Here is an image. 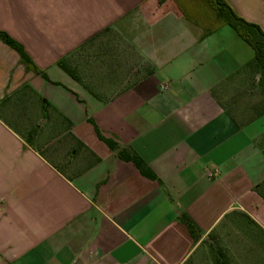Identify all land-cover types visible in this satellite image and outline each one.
Returning <instances> with one entry per match:
<instances>
[{
	"label": "crops",
	"instance_id": "1",
	"mask_svg": "<svg viewBox=\"0 0 264 264\" xmlns=\"http://www.w3.org/2000/svg\"><path fill=\"white\" fill-rule=\"evenodd\" d=\"M227 2L264 30V0ZM0 29L46 75L0 39V264H184L213 234L264 264V110L233 28L202 38L173 0H0Z\"/></svg>",
	"mask_w": 264,
	"mask_h": 264
},
{
	"label": "trees",
	"instance_id": "2",
	"mask_svg": "<svg viewBox=\"0 0 264 264\" xmlns=\"http://www.w3.org/2000/svg\"><path fill=\"white\" fill-rule=\"evenodd\" d=\"M165 1L166 0H158V3L162 4ZM173 1L186 19L203 29L202 38L210 35L224 25H228L233 28L238 36L253 49L254 56L247 66L249 69H251L253 65L257 68L258 74L261 76L260 83L264 88V30L259 24L248 21L240 16L229 5L227 0ZM0 39L19 52L21 60L26 65L28 70H32L38 74L41 73L44 77H46L44 71L33 62L31 56L27 53L24 46L19 41L1 29ZM57 64L71 76L76 77L73 70L64 60H58ZM95 130L98 137L103 140L111 150L117 151V155L120 158L124 160H131L143 175L151 179H157L153 171L132 149L127 147L120 148L114 140L103 136L97 128ZM260 185L261 187H264V182ZM180 218L187 225L189 232L196 238L197 227L192 219L186 213H182Z\"/></svg>",
	"mask_w": 264,
	"mask_h": 264
},
{
	"label": "rangeland",
	"instance_id": "3",
	"mask_svg": "<svg viewBox=\"0 0 264 264\" xmlns=\"http://www.w3.org/2000/svg\"><path fill=\"white\" fill-rule=\"evenodd\" d=\"M249 73L251 79H253V81L250 84L249 97L252 99V96L254 97L253 94H256V96L259 97L261 102V105L257 109L264 110V88L260 83L261 76L258 74V70L254 65L250 69ZM254 83H257L258 85ZM231 256L233 255L227 254L226 249L222 244L221 237L219 236L217 237V235L213 234L206 236L205 239L202 241L201 252L198 253L195 257H192L191 259L187 260L184 264H241L242 263L241 261L232 260L230 258ZM247 264H253V262H247Z\"/></svg>",
	"mask_w": 264,
	"mask_h": 264
},
{
	"label": "built area",
	"instance_id": "4",
	"mask_svg": "<svg viewBox=\"0 0 264 264\" xmlns=\"http://www.w3.org/2000/svg\"><path fill=\"white\" fill-rule=\"evenodd\" d=\"M211 175H215L216 174V171L214 173H210ZM116 264H122V263H116Z\"/></svg>",
	"mask_w": 264,
	"mask_h": 264
}]
</instances>
